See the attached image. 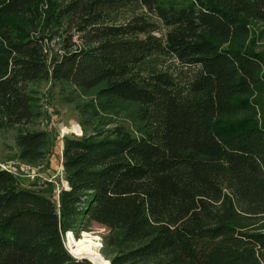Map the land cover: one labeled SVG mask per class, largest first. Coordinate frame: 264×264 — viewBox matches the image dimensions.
<instances>
[{
    "label": "trees",
    "instance_id": "trees-1",
    "mask_svg": "<svg viewBox=\"0 0 264 264\" xmlns=\"http://www.w3.org/2000/svg\"><path fill=\"white\" fill-rule=\"evenodd\" d=\"M256 23L264 0H0V130L17 159L52 148L32 83L137 104L141 130L64 137L56 201L0 169V264H92L64 236L93 224L111 264H264Z\"/></svg>",
    "mask_w": 264,
    "mask_h": 264
},
{
    "label": "rangeland",
    "instance_id": "rangeland-1",
    "mask_svg": "<svg viewBox=\"0 0 264 264\" xmlns=\"http://www.w3.org/2000/svg\"><path fill=\"white\" fill-rule=\"evenodd\" d=\"M166 1V0H164ZM254 31L258 35L255 49L264 55V24L256 23ZM59 39L56 37L49 43L51 50L58 49ZM30 88L37 91L38 107L40 118L35 128L41 129L42 121L53 120L55 127H43L51 137L52 148L43 161L33 163L34 166L41 165L40 177L37 185L43 183L53 184L54 201L57 200L59 182L62 178L63 168L61 165V150L64 137H83L96 131H107L115 126H122L132 134L139 135L140 124L137 120L139 106L133 103L124 102H103L95 97V92H82L69 86H52L49 82H38L30 84ZM70 131V135L61 137L62 131ZM15 131L0 130V162L17 167L23 161L16 157ZM12 161L15 164L11 163ZM26 163V162H24ZM32 164V165H33ZM20 180L27 185V181L20 177ZM89 232L80 233L76 237L73 233L64 236V243L67 250L77 255L92 257L96 259L95 250H98L105 258H109L110 247L104 245L103 236L106 230L99 225L93 224ZM91 259V260H92ZM90 261V260H89ZM91 262V261H90ZM92 263V262H91ZM99 264V262H98Z\"/></svg>",
    "mask_w": 264,
    "mask_h": 264
},
{
    "label": "built area",
    "instance_id": "built-area-1",
    "mask_svg": "<svg viewBox=\"0 0 264 264\" xmlns=\"http://www.w3.org/2000/svg\"><path fill=\"white\" fill-rule=\"evenodd\" d=\"M56 124L55 122L51 120H44L42 121L41 128L44 129L43 127H55ZM70 135V131H62L61 137L63 138L64 136ZM11 163L15 164L14 161ZM12 165V164H11ZM11 165H8L7 163H1L0 162V169L8 171L18 177L24 178L27 183H33L37 182V180L40 177V170L42 169L41 165H32L28 163L22 162L19 164L17 167H13Z\"/></svg>",
    "mask_w": 264,
    "mask_h": 264
},
{
    "label": "clouds",
    "instance_id": "clouds-1",
    "mask_svg": "<svg viewBox=\"0 0 264 264\" xmlns=\"http://www.w3.org/2000/svg\"><path fill=\"white\" fill-rule=\"evenodd\" d=\"M65 186H66V190L70 191V185L68 184V181H65ZM102 247V244L97 246V249L95 250V257L96 259L92 260V264H111V261L108 259H105L101 253L99 252V248ZM77 259H84V258H88V259H92V257H85V256H81V255H77L75 252L72 253Z\"/></svg>",
    "mask_w": 264,
    "mask_h": 264
},
{
    "label": "bare ground",
    "instance_id": "bare-ground-1",
    "mask_svg": "<svg viewBox=\"0 0 264 264\" xmlns=\"http://www.w3.org/2000/svg\"><path fill=\"white\" fill-rule=\"evenodd\" d=\"M68 234V233H67ZM72 234V233H71ZM71 253V252H70ZM93 260V259H92Z\"/></svg>",
    "mask_w": 264,
    "mask_h": 264
},
{
    "label": "water",
    "instance_id": "water-1",
    "mask_svg": "<svg viewBox=\"0 0 264 264\" xmlns=\"http://www.w3.org/2000/svg\"><path fill=\"white\" fill-rule=\"evenodd\" d=\"M86 259V258H85Z\"/></svg>",
    "mask_w": 264,
    "mask_h": 264
}]
</instances>
